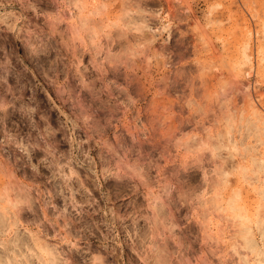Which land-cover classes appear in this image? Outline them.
Returning a JSON list of instances; mask_svg holds the SVG:
<instances>
[{
    "label": "rangeland",
    "instance_id": "374dc122",
    "mask_svg": "<svg viewBox=\"0 0 264 264\" xmlns=\"http://www.w3.org/2000/svg\"><path fill=\"white\" fill-rule=\"evenodd\" d=\"M0 264H264V0H0Z\"/></svg>",
    "mask_w": 264,
    "mask_h": 264
}]
</instances>
